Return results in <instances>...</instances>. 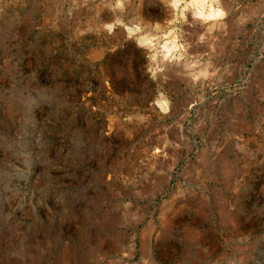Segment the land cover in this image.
<instances>
[{
  "label": "rangeland",
  "instance_id": "rangeland-1",
  "mask_svg": "<svg viewBox=\"0 0 264 264\" xmlns=\"http://www.w3.org/2000/svg\"><path fill=\"white\" fill-rule=\"evenodd\" d=\"M190 1L0 0V264H264V0Z\"/></svg>",
  "mask_w": 264,
  "mask_h": 264
},
{
  "label": "bare ground",
  "instance_id": "bare-ground-1",
  "mask_svg": "<svg viewBox=\"0 0 264 264\" xmlns=\"http://www.w3.org/2000/svg\"><path fill=\"white\" fill-rule=\"evenodd\" d=\"M176 1V0H175ZM220 0H211V3L209 4H204L206 0H191L189 4L195 5L196 4V11L203 17H213L217 14L221 13V9L217 8L215 5L219 3ZM168 49L170 50L171 47H168L165 45Z\"/></svg>",
  "mask_w": 264,
  "mask_h": 264
}]
</instances>
